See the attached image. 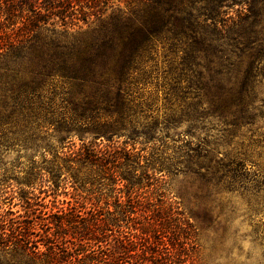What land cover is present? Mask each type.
<instances>
[{
    "label": "trees",
    "instance_id": "trees-1",
    "mask_svg": "<svg viewBox=\"0 0 264 264\" xmlns=\"http://www.w3.org/2000/svg\"><path fill=\"white\" fill-rule=\"evenodd\" d=\"M79 1L0 0V196L26 185L20 198L37 204L35 185L101 183L118 211L21 218L0 200V264H182L197 228L164 202L145 210L136 190L185 172L208 201L264 193L252 159L264 150V0Z\"/></svg>",
    "mask_w": 264,
    "mask_h": 264
},
{
    "label": "rangeland",
    "instance_id": "rangeland-1",
    "mask_svg": "<svg viewBox=\"0 0 264 264\" xmlns=\"http://www.w3.org/2000/svg\"><path fill=\"white\" fill-rule=\"evenodd\" d=\"M78 5H84L83 0H80ZM120 6L124 7L125 5L121 3ZM161 57L162 53L159 49V61ZM182 128L183 126H180L179 130ZM114 140L116 144L122 145L125 138L120 136ZM74 141L78 147V139L75 138ZM137 146V149H140V145ZM127 147L130 148V145ZM225 150L227 147L221 146L216 155L220 157ZM28 153L36 158V165L45 164L39 152L29 150ZM15 158L16 152L9 150L4 154L3 162L9 164ZM252 159L263 167L264 150L257 149ZM21 162L23 165L21 168L13 167L19 181H22L28 171V161L24 159ZM143 164L142 161L140 165ZM247 167L250 170L258 169L257 166L250 163H247ZM11 168V165L7 167L9 170ZM149 172L151 173L150 169ZM159 174H163V172L155 173L156 176ZM162 177L163 183L154 192L150 190V187L137 189L136 192L141 194L140 198L145 210L157 207L158 203L164 202L165 206L178 207L197 228L198 251L196 254H192L191 250H187L192 256H189L182 264H264V193L258 195L257 201L251 191H241L243 192L241 193L238 190L217 193L215 199L208 201L202 197L193 175L175 172L173 174L164 173ZM144 181L145 179H143ZM60 184L55 190H51L47 185L40 187L35 185V188L30 190L33 195L38 196L39 202L34 204L35 200L31 199L29 205L23 203L24 200L18 193L21 192L20 194L24 195L28 187L12 184L0 196L2 207L3 209L10 208L14 212V216L21 215V218L27 215H36L39 216L37 219L50 217L49 219L53 220L56 219L54 214L57 206L73 207L75 213L89 217V219L93 214L104 217L108 215V211H118L115 194H118L119 191L114 193L108 185L83 184L75 189L69 182ZM120 195L119 199L122 202L125 201L124 191ZM220 201L227 202L223 214L219 209ZM204 206L210 209V215H206ZM256 209L258 210L255 211ZM118 225L122 229L128 230L125 220L120 219Z\"/></svg>",
    "mask_w": 264,
    "mask_h": 264
}]
</instances>
